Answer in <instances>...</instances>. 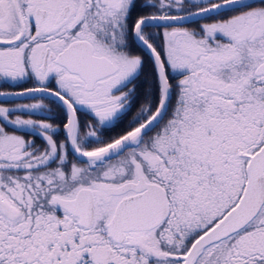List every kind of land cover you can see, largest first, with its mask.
Returning <instances> with one entry per match:
<instances>
[{
  "label": "snow or ice",
  "instance_id": "snow-or-ice-1",
  "mask_svg": "<svg viewBox=\"0 0 264 264\" xmlns=\"http://www.w3.org/2000/svg\"><path fill=\"white\" fill-rule=\"evenodd\" d=\"M0 82V264H264V0H0Z\"/></svg>",
  "mask_w": 264,
  "mask_h": 264
},
{
  "label": "flooded vegetation",
  "instance_id": "flooded-vegetation-1",
  "mask_svg": "<svg viewBox=\"0 0 264 264\" xmlns=\"http://www.w3.org/2000/svg\"><path fill=\"white\" fill-rule=\"evenodd\" d=\"M202 22H207V21H202ZM159 31H162V29L159 30ZM161 42H162V38H161ZM133 52H134V54L143 55V53H141L139 51V49L135 48L134 46H133ZM181 78H182L181 76H170V82L175 84ZM33 86L34 85L32 83H24L22 86L18 87V86H15V85H11V84L0 82V91L17 92V91H22L24 88H30V87H33ZM36 102H37V100L29 99L27 97H5V98H0V105H3L5 107H15V105H17V104H29V103H36ZM44 102L46 104H49L50 106L54 107V105H52L50 101L45 100ZM143 103H144L143 96L140 95L137 98V100H136V102H135V104H134V106L132 108V112L130 113L128 119H131V116L135 115V113L139 110L141 104H143ZM173 104H175V95L173 96ZM15 115H20V116H22L25 119L31 118V119H35V120H42V119H46L47 118V117H45L43 115H40V114L25 115L24 113H21V112L15 113L13 116H10V118L14 119ZM83 118H88V117H85L82 114V119ZM52 122H54L56 124L60 123L59 120H55V121H52ZM0 126H4L6 128V130L9 131V132L14 131V129L12 127L8 126L2 120H0ZM126 127H127V120H125L123 123H121L119 127L113 128L111 131H104L103 135H104L105 138L120 135V134H122L123 130ZM16 134L25 135L26 139H35L36 143L38 145H42V143H43L40 139L36 138L35 136L26 135V133L24 131L16 130ZM59 138L63 139V134L62 133H61ZM70 158H72L71 157V153H70Z\"/></svg>",
  "mask_w": 264,
  "mask_h": 264
}]
</instances>
